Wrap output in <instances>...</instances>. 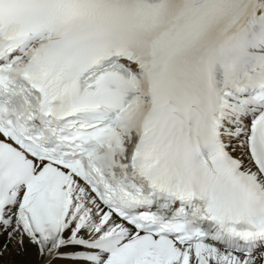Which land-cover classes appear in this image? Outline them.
Wrapping results in <instances>:
<instances>
[{
    "label": "snow or ice",
    "instance_id": "1",
    "mask_svg": "<svg viewBox=\"0 0 264 264\" xmlns=\"http://www.w3.org/2000/svg\"><path fill=\"white\" fill-rule=\"evenodd\" d=\"M0 264H264V0H0Z\"/></svg>",
    "mask_w": 264,
    "mask_h": 264
},
{
    "label": "clouds",
    "instance_id": "2",
    "mask_svg": "<svg viewBox=\"0 0 264 264\" xmlns=\"http://www.w3.org/2000/svg\"><path fill=\"white\" fill-rule=\"evenodd\" d=\"M5 26H7V20H5Z\"/></svg>",
    "mask_w": 264,
    "mask_h": 264
}]
</instances>
